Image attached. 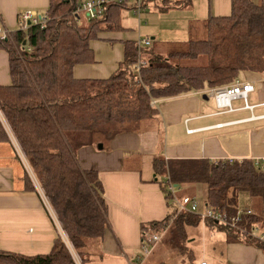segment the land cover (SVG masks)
<instances>
[{
    "label": "trees",
    "instance_id": "trees-1",
    "mask_svg": "<svg viewBox=\"0 0 264 264\" xmlns=\"http://www.w3.org/2000/svg\"><path fill=\"white\" fill-rule=\"evenodd\" d=\"M77 1L50 0L43 27L31 24L26 31L15 30L9 38L0 39V48L9 56L11 77L9 85H0V111L83 261L89 254L88 242L103 237L108 219L98 173L82 166L78 152L86 147L98 149V144L104 147L117 134L137 130L142 121L157 114L151 99L228 85L243 71L264 74V0H231L230 14L209 18L204 37L191 39L184 47L161 54L142 49L140 57L147 64L140 69L139 81L133 79L138 58L133 42L125 44L123 59L110 76L74 77L76 65L94 61L90 42L99 32L116 29V20L110 17L117 8L125 7L110 5L103 18L88 22L73 14ZM157 5L159 9L170 7L168 3ZM200 56L204 57L202 64L185 62ZM6 140L0 122V141ZM152 165L155 178L164 177L161 186L168 206L166 183L170 181L179 197H192L190 190L203 184L205 206L228 216L240 207L251 210L241 216L238 229L210 219L202 221L199 214L184 211L173 224L169 223L171 213L150 222L155 230L165 229L162 237L168 231L171 247L192 261L194 252L185 245L186 231L204 222L208 229L222 231L226 242L254 245L264 253V241L257 238L264 232V162L155 156ZM0 264L75 262L62 239L56 238L50 252L43 255L0 250Z\"/></svg>",
    "mask_w": 264,
    "mask_h": 264
},
{
    "label": "crops",
    "instance_id": "crops-1",
    "mask_svg": "<svg viewBox=\"0 0 264 264\" xmlns=\"http://www.w3.org/2000/svg\"><path fill=\"white\" fill-rule=\"evenodd\" d=\"M49 2L0 0V25L15 31L20 10L44 14ZM157 3H168L170 7L159 9ZM130 9L125 6L113 12L110 18L116 20L113 22L117 28L99 32L90 42L94 61L76 65L74 77L110 76L122 61L127 42L149 37L151 43L143 50L161 54L198 38L202 31L203 36L209 18L230 14L231 0H150L140 15L132 11L136 16L134 24L125 15ZM237 79L251 82L254 88L246 101L233 99L231 110L217 109L204 90L157 99V115L142 121L137 130L117 134L101 149L86 147L78 152L82 166L92 167L98 173L108 219L103 237L88 242L87 264H132L129 254L133 258L139 255L142 226L170 214L161 186L164 177L154 176L155 156L264 161V74L243 71ZM10 82L9 56L0 48V85ZM0 122L8 138L0 141V250L27 256L47 254L56 238L64 242V236L68 240L67 234L44 206L36 178L1 111ZM214 239L222 240L225 246V264H264L260 248L226 242L225 234ZM68 242L64 244L70 255L75 253L82 264ZM150 257L151 253L141 263L154 264Z\"/></svg>",
    "mask_w": 264,
    "mask_h": 264
},
{
    "label": "built area",
    "instance_id": "built-area-1",
    "mask_svg": "<svg viewBox=\"0 0 264 264\" xmlns=\"http://www.w3.org/2000/svg\"><path fill=\"white\" fill-rule=\"evenodd\" d=\"M150 3V0H78L72 11L73 14L82 15L88 22L103 18L106 14V11L110 5H123L129 6L132 8V11L136 15H140L147 5ZM47 21L46 14H37L31 10H20L18 12V28L17 30L26 31L31 24H38L41 27L44 26ZM11 35V31L6 30L0 25V39H7ZM151 43L149 37H143L138 39L136 44L138 58L134 63V77L135 81L140 80V69L147 64V61L140 57L142 53L143 47H148ZM28 50H31L29 46H27ZM254 86L251 82L248 81H240L238 79L234 80L231 84L211 87L205 90L206 94H209L214 101V104L217 109L220 111H228L231 110V101L235 98H240L246 101L248 94L253 90ZM150 104L153 107L157 108V101L155 99L150 100ZM226 160L232 161V158H227ZM264 162V161H263ZM168 181V180H167ZM167 190L170 194L169 199L175 205L176 210L179 212H191L197 213L200 215L202 221L204 219H210L215 224H219L222 226H227L229 228H237L238 222L240 221L241 216L244 214H250V208L244 206L240 207L236 210L233 216H228L225 213H220L217 210H214L211 206H206V209L202 212L197 210L196 203L194 202L191 196H182L179 197L176 195L172 184L170 181L167 183ZM36 187L40 193L44 206L46 207L48 213L54 220L57 225H60L53 209L51 208L47 198L45 197L42 189L36 183ZM61 227V225H60ZM167 227V226H166ZM62 228V227H61ZM238 229V228H237ZM164 230L158 231L153 229L152 233L143 232L142 240L146 239V243H143L141 254L137 256V260L141 262L144 258H146L154 245L161 239ZM63 232V231H61ZM63 234V233H62ZM257 238L264 241V232H259ZM65 243H69L67 238L64 236L63 238ZM145 244V245H144ZM71 256L75 262V264H80L75 253H71Z\"/></svg>",
    "mask_w": 264,
    "mask_h": 264
},
{
    "label": "rangeland",
    "instance_id": "rangeland-1",
    "mask_svg": "<svg viewBox=\"0 0 264 264\" xmlns=\"http://www.w3.org/2000/svg\"><path fill=\"white\" fill-rule=\"evenodd\" d=\"M125 15H126L127 21L129 23L134 24L136 22V19H135L136 16L132 13V9H130V11L126 12ZM84 19L85 18L83 17L82 20H84ZM81 23H84V21H82ZM202 33H203V31H202ZM201 34H200V36H197V37L198 38L204 37L205 34L203 36H201ZM184 46L185 45H175L172 48L178 49V48H181ZM185 62H187L189 64L196 65V64H202L205 61H204V57L200 56L196 60H190V61H185ZM204 189H205L204 185L201 183H198L194 186L193 190H190V192L192 191V194H193L192 198H193L194 202L196 203L197 210L200 212H202L206 209V206L204 203V195H205ZM188 191L189 190H187V192ZM180 193L181 192H178V194H180ZM187 194H189V193H187ZM174 206L175 205L171 202L169 204V207H168L169 213H171L170 217H169L170 218L169 223L172 222V224H173L174 219L180 213L179 211L175 212ZM203 223H199L196 227H193V228L191 227V228L187 229V231H186L187 237L185 240V245L189 244V246H191V248L193 249L194 257H193L192 261L188 260L185 257V255L180 254L178 249L170 246L168 240H169L171 235L168 234V231H167L166 235L161 237V239L151 249L150 260L154 261L155 262L154 264L160 263L162 261L165 264H225V262L223 261V255H222V248H223V253H224L225 246H224V244H221L222 240H220L221 242H217L215 239L213 240L214 236L219 238V236H221V234H224V233L220 230H217V229H214V230L208 229L204 225L205 223L204 224ZM145 227L146 228H144L143 230L147 234L148 233L150 234L153 232V228L151 226H149V224L145 225ZM139 241H140V238H139ZM143 243H146V239L141 240V242H139V248H138L139 253L138 254H141ZM77 255H78V253H77ZM87 258H88V256H87ZM129 258H130L132 264H140L141 263L137 260V257L133 258V256H131V254H129ZM88 260H90V259H88ZM82 264H87V260H83Z\"/></svg>",
    "mask_w": 264,
    "mask_h": 264
},
{
    "label": "water",
    "instance_id": "water-1",
    "mask_svg": "<svg viewBox=\"0 0 264 264\" xmlns=\"http://www.w3.org/2000/svg\"><path fill=\"white\" fill-rule=\"evenodd\" d=\"M204 97L206 98V94H204ZM102 145L98 144V149H101Z\"/></svg>",
    "mask_w": 264,
    "mask_h": 264
}]
</instances>
